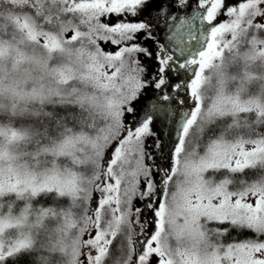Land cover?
<instances>
[{
  "label": "snow or ice",
  "instance_id": "1",
  "mask_svg": "<svg viewBox=\"0 0 264 264\" xmlns=\"http://www.w3.org/2000/svg\"><path fill=\"white\" fill-rule=\"evenodd\" d=\"M0 264H264V0H0Z\"/></svg>",
  "mask_w": 264,
  "mask_h": 264
},
{
  "label": "trees",
  "instance_id": "2",
  "mask_svg": "<svg viewBox=\"0 0 264 264\" xmlns=\"http://www.w3.org/2000/svg\"><path fill=\"white\" fill-rule=\"evenodd\" d=\"M199 26V23L198 21L194 22L193 25H192V30L195 31L197 29V27ZM187 32H188V27L187 26H184L180 33L178 35L180 36H177V39H183L184 40V43H187ZM192 42H196V41H192ZM179 51V50H178ZM226 240L230 239V237H225Z\"/></svg>",
  "mask_w": 264,
  "mask_h": 264
},
{
  "label": "rangeland",
  "instance_id": "3",
  "mask_svg": "<svg viewBox=\"0 0 264 264\" xmlns=\"http://www.w3.org/2000/svg\"><path fill=\"white\" fill-rule=\"evenodd\" d=\"M194 12H195V6L193 7V11L190 12V13H188V18H189V19H190L191 16L194 14ZM130 19H132V18H130ZM220 19L223 20L222 17H221ZM198 23H199V22H198ZM178 36H180V35H178ZM192 43H196V42H192ZM115 48H116V46H111V48H110L109 50H115ZM177 54H179L178 49H177Z\"/></svg>",
  "mask_w": 264,
  "mask_h": 264
}]
</instances>
